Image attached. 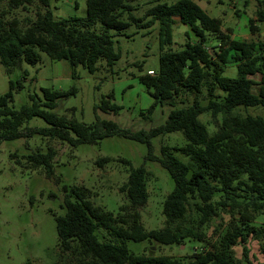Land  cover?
Wrapping results in <instances>:
<instances>
[{
	"label": "trees",
	"instance_id": "16d2710c",
	"mask_svg": "<svg viewBox=\"0 0 264 264\" xmlns=\"http://www.w3.org/2000/svg\"><path fill=\"white\" fill-rule=\"evenodd\" d=\"M85 2L84 16L56 18L50 0H7L9 8L35 3L37 10L25 27H20L15 18L7 24L0 19V63L6 67L19 65L21 61L36 64L41 59L40 52H44L53 60H67L72 74L78 64L94 72L99 58L111 64L120 55L114 49L111 35L97 31L96 23L118 31L130 21L138 26L156 23L161 48L159 67L152 74L140 75L139 80L154 100L149 111L158 103L168 102L172 106L166 120L147 130H131L110 119L97 118L88 124L57 114L53 111L57 99L75 92L74 86L68 92L42 88V99L38 97L14 109L8 104L14 87L10 80L8 90L0 95V145L4 140L40 134L77 146L117 134L146 143L147 159L165 168L174 186L162 203L165 226L152 229L144 228L137 209L148 197L144 165L133 167L129 160L121 159L129 165L127 178L119 187L127 202L115 214L94 204L89 188L69 186L61 205L64 213L55 215L60 255L67 258L61 264H242L233 246L243 243L242 255L247 257L244 242L248 236L261 240L264 252V221L259 225L253 223L257 213L264 214V116L234 113L239 107L261 105L264 108V42L233 38L230 31L221 29V19L210 16L194 0L157 2L147 8L145 15L150 18L146 22L131 13L128 20L122 19L123 12L130 10L126 0ZM260 4L264 5V0ZM256 14L257 19L264 20V9H257ZM253 21L254 18L249 19L252 33L256 30ZM175 22L189 26L197 40L172 49ZM206 31L216 36L214 47L218 50L214 53L205 45ZM230 61L235 64L236 76L223 74ZM203 86L209 94L206 104L195 95L189 105L174 107L173 98L183 90L197 94ZM216 88L223 93L221 96L214 93ZM101 103L98 108L103 111L115 112L118 108L104 98ZM204 111H210L214 119L218 113L224 114L212 132L199 119ZM32 116L41 117L47 125L22 126ZM172 131H180L186 142L174 148L161 145L160 156L153 154L150 139ZM173 150L188 156L189 162L179 159ZM54 154L51 147L37 150L28 153L25 162L33 167L41 166L51 175ZM108 160V157H99L96 162L101 165ZM215 195L218 199L214 200ZM189 198L197 199L199 226L214 216L218 208L236 209L237 215L207 247L188 256L130 251L126 240H150L165 245L179 244L185 237L204 240L202 232L179 224ZM98 227L113 239L100 240L96 234ZM23 264L32 263L27 260Z\"/></svg>",
	"mask_w": 264,
	"mask_h": 264
},
{
	"label": "rangeland",
	"instance_id": "374dc122",
	"mask_svg": "<svg viewBox=\"0 0 264 264\" xmlns=\"http://www.w3.org/2000/svg\"><path fill=\"white\" fill-rule=\"evenodd\" d=\"M175 1L126 0L130 10H125L121 17L128 20V14L131 13L142 18L141 22H146L150 18L145 15L147 8L157 2ZM194 1L210 16L221 19V29L230 31L233 38L264 42V20L257 19L256 14L257 9H264L261 0ZM50 8L56 18L86 14L85 0H50ZM36 10L35 3L9 8L7 0H0V19L5 24L15 18L20 27H25L34 19ZM250 18H254V33L249 28ZM95 29L107 31L111 35L114 49L120 54L113 63L108 64L104 58H99L94 72L78 64L74 74L67 60H53L44 52H40L41 59L36 64L21 61L19 65L6 67L0 63V95L8 90L9 81H13V96L8 104L19 109L33 99H42V88L68 92L74 86L75 92L57 99L53 108L57 114L88 124L97 118L110 119L120 127L131 130H147L163 123L172 106L168 102L158 103L149 111L154 100L139 80L140 75L148 70L154 73L159 67L161 48L157 24L138 26L130 21L127 27L118 31L105 28L98 22ZM189 40L196 41L197 36L189 26L175 22L170 47L179 49ZM206 43L210 52L218 50L214 47L217 45L216 36L210 31H206ZM223 74L236 76L234 62L227 63ZM256 87L254 85L253 89ZM214 93L219 96L223 94L218 88ZM195 95L202 104L207 103L209 94L203 86L197 94L183 90L173 98L174 107L189 105ZM103 98L115 104L117 110H100L98 107ZM234 113L264 116V108L261 105L239 107L234 109ZM223 115L218 113L214 119L210 111H204L199 114V119L212 132ZM24 125L45 126L47 123L39 116H32ZM150 140L152 153L157 156H160L161 145L174 148L186 142L180 131L160 134ZM49 147L55 151L53 174L47 175L43 167H33L25 162L28 153L45 151ZM173 153L182 161L189 162L185 154L176 150ZM147 154L146 143L117 134L77 146L40 134L4 140L0 145V264H23L27 260L32 264H61L67 261L64 255H60L55 227V215L64 213L61 205L66 189L73 184L89 188L92 202L115 214L119 206L127 202L124 192L119 188L129 173V165L122 158L129 160L133 167L144 165L147 170L148 197L143 205L137 207L144 228L165 226L162 203L173 188L174 181L157 161L147 159ZM99 157H108L109 160L99 165L96 162ZM215 199H218V195L214 196ZM196 201V198H189L186 213L179 224L202 232L204 240L185 237L179 244L169 245L150 240H126L130 251L188 256L207 247L208 242L217 238L218 233L224 231L228 222L237 215L236 209L218 208L214 216L199 226L200 212L196 208ZM256 215L253 223L259 225L264 221V214ZM96 234L100 240L113 239L102 227L96 229ZM260 243L261 240L248 236L244 242L248 248L247 257L242 255L243 243L240 242L233 246L235 255L242 264H264Z\"/></svg>",
	"mask_w": 264,
	"mask_h": 264
},
{
	"label": "built area",
	"instance_id": "2783aa9c",
	"mask_svg": "<svg viewBox=\"0 0 264 264\" xmlns=\"http://www.w3.org/2000/svg\"><path fill=\"white\" fill-rule=\"evenodd\" d=\"M148 73H151L152 74L153 73V70H148Z\"/></svg>",
	"mask_w": 264,
	"mask_h": 264
}]
</instances>
